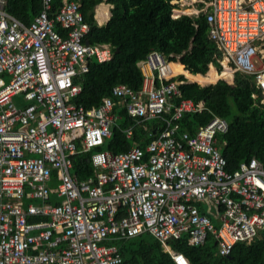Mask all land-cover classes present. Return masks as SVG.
<instances>
[{
  "label": "built area",
  "instance_id": "obj_1",
  "mask_svg": "<svg viewBox=\"0 0 264 264\" xmlns=\"http://www.w3.org/2000/svg\"><path fill=\"white\" fill-rule=\"evenodd\" d=\"M53 1L41 0L26 25L0 0V264H123L118 242L143 233L174 264H190L171 247L182 237L199 246L212 235L222 256L252 241L264 227V167L252 157L227 170L218 141L228 130L224 118L211 114L193 135L182 130L184 114L206 107L182 98L179 86L232 84L240 73L253 76L264 97V0L171 2L172 18L205 16L219 73L229 80H189L183 65L177 71L152 50L137 63L140 89L117 84L89 109L71 101L81 91L74 79L91 60H111L112 48L86 45L79 2L62 0L53 13ZM120 111L131 120L125 137L143 127L149 141L120 153L92 151L112 137ZM88 152L94 175L79 179L72 157ZM53 194L60 203L50 202Z\"/></svg>",
  "mask_w": 264,
  "mask_h": 264
},
{
  "label": "trees",
  "instance_id": "obj_2",
  "mask_svg": "<svg viewBox=\"0 0 264 264\" xmlns=\"http://www.w3.org/2000/svg\"><path fill=\"white\" fill-rule=\"evenodd\" d=\"M61 1H53V13L58 10ZM71 1L80 3L84 21L89 26L85 41L89 44H109L113 50L111 60L103 63L91 60L89 71L74 79V83L81 87L80 93L71 99L75 104L87 109L98 107L117 84L140 89L142 76L137 63L152 50L161 52L173 63L179 62L191 74L207 73L205 77L193 75L194 81L205 79L200 84L214 83L219 77L229 80L228 73H218L221 66L216 59L221 57V53L208 38V24L203 14L172 18L173 0ZM103 1L112 6L111 15L104 25H98L94 7ZM5 9L27 25L39 13L41 0H6ZM209 64L216 66L218 72L211 66L208 69ZM178 68L181 70V67ZM179 90L182 98L202 101L206 107L201 113L184 114L179 121L182 130L193 135L198 125L209 121L211 114L224 118L228 130L218 136V141L227 170L233 171L239 163L252 157L264 167V102H261L263 97L255 87L253 76L236 73L233 84L224 80L204 86L183 82ZM253 94H256L255 98ZM119 115L121 119L116 122L118 126L113 128L112 137L92 151L103 149L120 153L133 145L144 147L149 141L148 132L143 127L135 128L133 137L126 138L122 128L130 125L131 120L123 111ZM151 124L155 123H146L147 127ZM223 141L225 145H222ZM89 156L90 152L72 157L73 173L79 179L94 175ZM118 246L123 264H174L160 243L148 233L118 242ZM171 247L183 253L190 264H264V227L249 243H236L228 256L216 252L212 235L203 245H189L182 237L173 241Z\"/></svg>",
  "mask_w": 264,
  "mask_h": 264
},
{
  "label": "crops",
  "instance_id": "obj_3",
  "mask_svg": "<svg viewBox=\"0 0 264 264\" xmlns=\"http://www.w3.org/2000/svg\"><path fill=\"white\" fill-rule=\"evenodd\" d=\"M201 2V0H198V3H195V5L197 6V7H199L201 4H199ZM102 4V3H101ZM104 4V3H103ZM105 5V4H104ZM98 6V5H97ZM97 6L95 7V9H94V18H95V20L97 21V23L99 24V25H104L106 22H107V20L109 19V17L108 16H106V19H102V17L104 16V13H98L97 12ZM104 9H105V11H106V13H108V14H110V9L108 10V8L110 7H112V6H102ZM100 18H101V20H100ZM211 65V64H210ZM211 66H213V67H215L213 64L211 65ZM178 67H181L182 68V64H180L179 62H176L175 63V68H176V70L177 71H180L179 70V68ZM215 69V68H214ZM215 71H216V69H215ZM222 73H225L224 71L222 72ZM221 73V74H222ZM190 77H189V79L190 80H192V81H194L195 80V77H193V75L195 76L196 74H191L190 73ZM198 76H201V75H203V74H197ZM201 77H203V76H201ZM219 78H221V77H219ZM226 79V78H225ZM154 125V124H153ZM50 183H56V181H51ZM56 200H58V202L56 201ZM53 201V203H60V201H61V199L59 198V197H57L55 194H53V195H51V198H50V202H52ZM25 204V203H24ZM26 205V204H25ZM30 220H35V218H31ZM213 220H214V223H217V220H216V218H214L213 217ZM176 252V251H175Z\"/></svg>",
  "mask_w": 264,
  "mask_h": 264
},
{
  "label": "bare ground",
  "instance_id": "obj_4",
  "mask_svg": "<svg viewBox=\"0 0 264 264\" xmlns=\"http://www.w3.org/2000/svg\"><path fill=\"white\" fill-rule=\"evenodd\" d=\"M102 6H106V5H104V4H99L98 6H97V12L98 13H104V16L102 17V19L104 20V19H106V16H108L109 14L108 13H106V11H105V9L102 7ZM225 73H228L227 71H224ZM185 75H186V77L189 79V77L191 76V75H188L186 72L184 73ZM194 77V76H193ZM190 80V79H189ZM197 81L199 82V83H204V81H205V79H197Z\"/></svg>",
  "mask_w": 264,
  "mask_h": 264
},
{
  "label": "rangeland",
  "instance_id": "obj_5",
  "mask_svg": "<svg viewBox=\"0 0 264 264\" xmlns=\"http://www.w3.org/2000/svg\"><path fill=\"white\" fill-rule=\"evenodd\" d=\"M190 1V0H189ZM189 1H187V2H189ZM107 6V5H106ZM100 20H101V18H100ZM234 81V80H233ZM230 82V81H229ZM20 100V96H16V101L18 102ZM150 123H152V122H150ZM151 125H153V124H151ZM49 186L51 187V188H54L55 186H56V183H49ZM57 202H58V200H56ZM29 202V200L28 199H25L24 200V203L25 204H27ZM52 204H55V203H53V201L51 202Z\"/></svg>",
  "mask_w": 264,
  "mask_h": 264
},
{
  "label": "clouds",
  "instance_id": "obj_6",
  "mask_svg": "<svg viewBox=\"0 0 264 264\" xmlns=\"http://www.w3.org/2000/svg\"><path fill=\"white\" fill-rule=\"evenodd\" d=\"M102 4L104 3L105 5H107L108 7L109 6H111L110 4H107V3H105V1H103V2H101ZM101 3H99V4H101ZM99 4H97V5H99ZM96 5V6H97ZM95 6V7H96ZM95 7H94V9H95ZM110 9V7L108 8V10ZM110 15H111V13L108 15V17H110ZM108 21V20H107ZM97 22V21H96ZM98 24V23H97ZM99 25V24H98ZM111 47V46H110ZM112 48V47H111ZM112 53H113V50H112ZM97 62V61H96ZM107 62V61H106ZM210 65V64H209ZM209 67V66H208ZM216 67V66H215ZM217 69V68H216ZM219 73V72H218ZM233 80H234V78H233ZM226 82V81H225ZM231 84V83H230ZM232 84H233V82H232ZM263 97V96H262ZM263 99H264V97H263Z\"/></svg>",
  "mask_w": 264,
  "mask_h": 264
},
{
  "label": "water",
  "instance_id": "obj_7",
  "mask_svg": "<svg viewBox=\"0 0 264 264\" xmlns=\"http://www.w3.org/2000/svg\"><path fill=\"white\" fill-rule=\"evenodd\" d=\"M85 43H86V45H89V43L87 41H85ZM115 52H117V50Z\"/></svg>",
  "mask_w": 264,
  "mask_h": 264
}]
</instances>
